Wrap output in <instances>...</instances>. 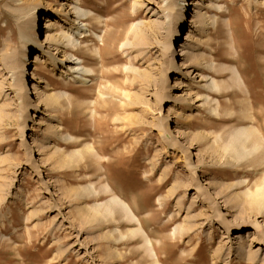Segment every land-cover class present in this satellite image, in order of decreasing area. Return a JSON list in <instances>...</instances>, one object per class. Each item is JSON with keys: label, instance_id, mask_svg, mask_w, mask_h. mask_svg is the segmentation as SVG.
<instances>
[{"label": "rangeland", "instance_id": "1", "mask_svg": "<svg viewBox=\"0 0 264 264\" xmlns=\"http://www.w3.org/2000/svg\"><path fill=\"white\" fill-rule=\"evenodd\" d=\"M200 1L0 0V264H264V148L230 141L264 135V0Z\"/></svg>", "mask_w": 264, "mask_h": 264}, {"label": "bare ground", "instance_id": "2", "mask_svg": "<svg viewBox=\"0 0 264 264\" xmlns=\"http://www.w3.org/2000/svg\"><path fill=\"white\" fill-rule=\"evenodd\" d=\"M193 1H194V6H193V10L191 12L192 15H191L190 20H189V27H191V25L193 23H195L196 19L198 18V16H200V13H201L200 6L202 5L201 4L202 1H200V0H193ZM74 13L77 15L78 18H82V17H87L88 14H89V11H87V10H81V7L80 6H77V7H74ZM83 21H85V20H83ZM59 25H60V20L57 18V16H55L54 14L48 12V15L44 18V24L42 26V38L43 39H42V43L40 42V44H50L53 41L62 42L61 37L65 39L67 36H66V33L65 32L63 33V30L62 29L59 30V27H60ZM190 37H191V30L189 29V31L188 30L186 31V35L184 37V40H189ZM67 38L69 39V37H67ZM68 41L69 42L71 41L70 42L71 45H73V43L75 42L74 39H72V38H70V40H68ZM186 46H187L186 43L180 44V47H181V49L179 50L181 52L179 54L180 56L187 55V51H185ZM72 47H74V46H72ZM64 53L66 54V52H64ZM34 57H35L34 62H38L39 64L45 62V60L42 57H40L39 55H35ZM66 59H68L72 63V65L76 66V68H74L75 71H78L80 73V75L78 77L84 78V74L90 72V69L88 67H86L85 65H83L82 59L79 56H75V54H71V56L70 57H67ZM74 60H76L77 62H75ZM213 65H214L213 62H211L210 63V66L213 67ZM231 72L235 75V81H236V78L239 79V74H238V71L236 69L233 68ZM212 83L215 84V87H214L215 89H217L219 87V84L217 82H215L214 79H212ZM244 110H247V108L245 107ZM259 133H258V130H256L254 126H252V127H240V128H238V129H236L234 131V134L232 135V139L230 141H239L240 146L242 144V143H240V141H242V142H248L249 143L248 144L249 145V149L247 150V149H245L247 147H244L243 151L246 154L247 153L254 154V153L258 152L259 150H261L262 148H264V135H261L260 136ZM230 141H229V144L231 145ZM233 144H235V142ZM243 144L246 145V143H243ZM227 145H228V143H227ZM240 149H242V148H240ZM237 150H235L236 153H237ZM239 153H241V155H242V152L241 151ZM106 190H107V188H106ZM256 194L257 195H261V196L264 197V182L256 190ZM109 202L110 203L112 202V204L115 203L114 205H116V206L118 205V207L121 209V211H123V213H125L126 217L129 220L138 221V219L132 213V211L129 209V207H127L123 203V201L121 202V200L118 197L112 196L110 198ZM112 204H110V205H112ZM110 205H109V203H108V205L106 203L105 204L104 203L103 204L100 203V204H98V207L99 206L102 207L101 208V211L104 212L105 215H107V214L109 215L114 210V208L112 209V211L109 210V209H111L110 208ZM98 212H100V210L99 211L98 210L95 211V213H98ZM113 213H114V211H113ZM114 215H112V216H114ZM106 217H108V216H106ZM94 218H95V216H94ZM147 248L150 251V253L152 254V259H151L152 262H151V264H157L156 262H158V261H155L154 260V258L157 255L154 252L153 247H151V243H150V245L147 243ZM150 257H151V255H150ZM155 259H157V257Z\"/></svg>", "mask_w": 264, "mask_h": 264}]
</instances>
